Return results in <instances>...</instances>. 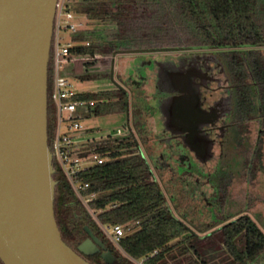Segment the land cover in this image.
Returning <instances> with one entry per match:
<instances>
[{
	"label": "trees",
	"instance_id": "trees-1",
	"mask_svg": "<svg viewBox=\"0 0 264 264\" xmlns=\"http://www.w3.org/2000/svg\"><path fill=\"white\" fill-rule=\"evenodd\" d=\"M67 7L75 15L84 14L88 19L85 28L67 33L74 43L70 49L74 56L206 47L224 49L221 56L235 87L251 98L255 81L264 93V51L254 49L264 44V0H75ZM107 24L113 28L106 32L103 28ZM52 61L51 55L49 147L57 114L51 97ZM97 61L80 62V66L77 62L70 64L75 68L74 73H82L81 69L89 73ZM77 98L93 101L87 107L86 120L92 116L126 113L130 104L129 91L119 86L96 93L79 92ZM248 107L254 110L252 103ZM143 111L146 116L149 108ZM96 145L109 159L94 165L81 177L89 183L88 193L96 194L89 205L95 210L97 220L89 215L63 172L52 161L56 182L55 216L63 240L78 251L79 245L89 238V229L106 247L90 255L82 254L91 264H255L263 256L264 233L247 214L221 218L222 226L204 236L188 233L189 227L167 205L166 195L132 133L102 140ZM228 194L224 187L219 200L222 207ZM97 221L103 225L119 223L129 230L116 245L106 237ZM105 251L113 256L112 263L102 257ZM0 264H3L1 260Z\"/></svg>",
	"mask_w": 264,
	"mask_h": 264
},
{
	"label": "water",
	"instance_id": "water-1",
	"mask_svg": "<svg viewBox=\"0 0 264 264\" xmlns=\"http://www.w3.org/2000/svg\"><path fill=\"white\" fill-rule=\"evenodd\" d=\"M58 0H0V260L3 264H91L106 249L87 229L78 251L58 227L53 152L49 147L48 81ZM166 106L189 147L206 161L207 137L190 109ZM176 130V128H175ZM200 150L203 153H200ZM102 257L112 263L105 251Z\"/></svg>",
	"mask_w": 264,
	"mask_h": 264
},
{
	"label": "flooded vegetation",
	"instance_id": "flooded-vegetation-1",
	"mask_svg": "<svg viewBox=\"0 0 264 264\" xmlns=\"http://www.w3.org/2000/svg\"><path fill=\"white\" fill-rule=\"evenodd\" d=\"M254 49L264 51V44ZM189 50L193 49L174 50L176 55L169 54L143 62L147 64L146 67L150 71L146 77L153 90L148 98L149 112L155 125L167 136L165 140L163 138L161 142H157L159 153L156 154V147L146 145L148 139L143 140L149 132L146 129V121L144 122L143 110L138 109L140 112L133 117L130 129L137 143L135 132L142 139L141 145L146 148L147 156L151 157L154 167L159 172L165 169L173 176H184L191 171L192 167L194 168L192 162L203 164L204 167H200V170H204L203 168L210 163L209 184L213 186V198L212 200L206 198L204 191L200 192V197L206 204L220 209L221 191L227 187L229 194L226 201H228L234 180L239 177L234 175L225 157L233 147L234 152L242 156L243 161L240 165H243L241 166L243 171L241 173L244 172L245 167L249 169V174L246 173L249 177L245 179V184L248 187L249 184L251 186L262 185L264 179V93H261L255 81L253 82L255 89L251 98L245 95L243 90L240 91L235 87L230 79L226 62L221 56L226 50L209 47L194 49V52ZM199 51H203V54ZM145 52L139 53L145 54ZM141 70L139 71L140 77L144 78ZM139 87L137 83V88ZM172 99L176 100V111L175 113L172 111V115H177L182 109H190L193 125H197L203 135H206L210 148L206 161H203L201 155L185 142L184 137L187 133L179 131L182 129L180 124H173L174 128L167 126L169 120L170 124L177 120L171 118L166 111V106ZM250 103L254 107L253 111L248 107ZM135 117L138 121H135ZM200 153H202L201 150ZM147 164L149 165L148 162ZM149 167L156 180L153 167L151 165ZM249 196L253 199V196L248 194V201Z\"/></svg>",
	"mask_w": 264,
	"mask_h": 264
},
{
	"label": "rangeland",
	"instance_id": "rangeland-1",
	"mask_svg": "<svg viewBox=\"0 0 264 264\" xmlns=\"http://www.w3.org/2000/svg\"><path fill=\"white\" fill-rule=\"evenodd\" d=\"M77 18L84 23L85 28L88 24V19L84 14H78ZM113 25L107 24L103 30H112ZM64 40H70L71 35L67 33H61ZM194 50V49H193ZM189 50V51H193ZM177 51V50H176ZM174 50L164 51H146L145 54L139 52H126V53H103L102 58L94 64L92 70L89 73H74V69L71 65L67 64L66 76L70 77L76 86V90L80 93H96L99 91H105L116 87H123L126 91L130 92V101L128 112L126 113H112L108 115L92 116L87 120H83V124L87 130H89V136L100 138L106 141L109 138H120L121 135H117L115 130L121 129L125 134H129V126H132V119L135 114L147 108L149 104V96L152 93L151 83L147 80L148 71L147 64H144L145 60L162 58L166 55H176ZM213 51V50H210ZM194 52V51H193ZM203 52V51H199ZM203 54V53H202ZM80 66V62H77ZM76 63V64H77ZM71 68H69L70 66ZM74 66V64H73ZM76 71L79 67H76ZM142 69V70H141ZM143 71L144 78L140 77L139 71ZM146 77V78H145ZM137 83L140 85L137 88ZM146 121V129L148 134L143 138L148 139L146 145H151L156 150V154L160 149L157 148V142H161L167 138L166 134L161 131L159 127L155 125L152 115L149 111L146 112L144 122ZM136 134L139 147L138 149L144 155L147 162L153 171L155 172L156 181L158 185L164 191L167 198V205L173 213L181 219L188 227V233H195L199 236L207 235L213 230L222 226L221 218L228 216L249 215L254 222L258 224L261 231L264 233V179L261 186L249 187L245 184V179L249 177L248 168H244V172L241 173L240 165L242 163V156L234 152V147L226 154L227 162L232 168L236 177L231 189L228 201L224 206L220 205V209H215L214 206L206 204L204 199L200 197V192H206L205 197L212 200L213 198V186L209 184L210 180V163L206 165L204 170H200V167H204L203 164L192 162V169L187 174L182 176H173L169 171L163 169L159 172L153 165V161L146 148L141 145L142 139ZM148 135L150 137H148ZM163 140V141H164ZM163 148H161L162 150ZM202 165V166H200ZM247 170V172L245 171ZM182 177V178H181ZM198 180V181H197ZM186 182V183H185ZM198 182V183H197ZM253 196V199L248 201L247 195ZM174 196V198L171 197ZM83 205V204H82ZM93 213L92 217L96 218L97 214L93 207L88 206ZM97 219V218H96ZM264 263V254L256 260L255 264ZM175 264V263H174Z\"/></svg>",
	"mask_w": 264,
	"mask_h": 264
},
{
	"label": "built area",
	"instance_id": "built-area-1",
	"mask_svg": "<svg viewBox=\"0 0 264 264\" xmlns=\"http://www.w3.org/2000/svg\"><path fill=\"white\" fill-rule=\"evenodd\" d=\"M71 1L75 0H58L55 13L54 38L51 48L54 74L51 97L57 114L50 150L53 152V161L63 172L71 189L92 217L93 213L88 206L96 194L88 193L89 183L83 182L81 175L91 170L94 165L105 163L109 155L103 153L96 145V142H101L103 139L89 136V130L83 124V120H86L85 114L88 112L87 107L93 104V101L88 102L77 98L79 92L64 71L65 65L69 63L100 60L102 54L97 53L88 57H77L71 54L70 49L74 43L71 40H64L61 33L77 32L84 27V23L67 7ZM128 130L131 134L130 126ZM115 133L123 137L128 136L121 129L115 130ZM98 225L106 237L116 245L129 230L119 223L103 225L98 222Z\"/></svg>",
	"mask_w": 264,
	"mask_h": 264
}]
</instances>
